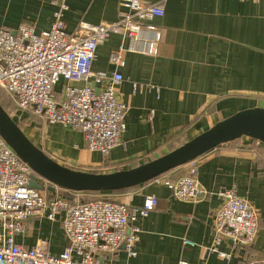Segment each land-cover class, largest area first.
<instances>
[{"label": "crops", "instance_id": "0c3cea01", "mask_svg": "<svg viewBox=\"0 0 264 264\" xmlns=\"http://www.w3.org/2000/svg\"><path fill=\"white\" fill-rule=\"evenodd\" d=\"M144 1L165 9L164 16L153 22L162 31V41L156 57L127 53L125 66L118 69L124 78L119 97L128 108L126 131L121 145L108 157L91 152L81 132L16 113L25 120L23 132L28 139L59 165L96 174L130 170L165 156L241 111L264 109V0ZM54 3L0 0V30L16 32L26 26L37 34L48 31L54 22ZM66 3L68 34L82 22L112 24L120 12L119 0ZM129 44L123 36L111 35L98 47L93 71H115L111 54ZM64 84L62 80L56 88L58 94ZM197 165L198 180L208 194L195 204L175 199L165 184L186 176L185 165L160 177L161 184L154 180L121 192L81 195L134 207H141L147 196L157 198L155 211L134 224L141 230L137 256L130 257L120 246L111 264H243L264 259V145L242 138L205 154ZM223 189H235L258 211L260 230L252 246H236L227 237L215 244L213 216L220 205L216 193ZM46 194L69 196L53 185ZM185 239L195 246H186ZM16 242L27 249L45 242L52 255H60L68 246L62 217L56 221L30 218ZM215 248L231 258H221Z\"/></svg>", "mask_w": 264, "mask_h": 264}, {"label": "built area", "instance_id": "2783aa9c", "mask_svg": "<svg viewBox=\"0 0 264 264\" xmlns=\"http://www.w3.org/2000/svg\"><path fill=\"white\" fill-rule=\"evenodd\" d=\"M54 4V22L48 31L37 34L26 26L16 32L0 30V89L22 113L83 133L91 152L108 157L121 145L126 131L128 108L119 97L124 78L118 69L125 66L127 53L158 55L162 31L153 22L164 16L165 9L144 0H119L116 22H82L68 34L64 22L66 0H55ZM111 35L128 39L129 47L111 54L115 71L95 72L97 49ZM62 80L67 84L58 94L56 88ZM73 82L83 86L69 84ZM198 159L185 165L186 176L165 183L175 199L195 204L208 194L198 180ZM32 176V169L0 136V264H111L110 258L120 246L130 257L137 256L141 230L134 224L155 211V196H147L141 207L103 199L85 203L83 194L69 191V196L50 198L46 191L51 184L40 180L44 190H35L30 186ZM155 182L162 183L160 178ZM216 196L220 205L213 216L215 244L227 237L236 246H252L260 230L256 208L235 189H223ZM33 217L50 221L62 217L68 239L63 253L52 255L45 242L30 249L16 242V235L24 232L27 220ZM184 244L195 246L187 239ZM214 250L223 259L231 258ZM243 264H264V259L252 258Z\"/></svg>", "mask_w": 264, "mask_h": 264}, {"label": "water", "instance_id": "95a60500", "mask_svg": "<svg viewBox=\"0 0 264 264\" xmlns=\"http://www.w3.org/2000/svg\"><path fill=\"white\" fill-rule=\"evenodd\" d=\"M0 136L18 158L32 169L30 186L35 190H44L40 184L42 179L54 187L75 193L121 192L154 181L222 145L242 138L264 145V109L241 111L161 158L110 174L74 171L59 165L28 139L1 105Z\"/></svg>", "mask_w": 264, "mask_h": 264}, {"label": "trees", "instance_id": "16d2710c", "mask_svg": "<svg viewBox=\"0 0 264 264\" xmlns=\"http://www.w3.org/2000/svg\"><path fill=\"white\" fill-rule=\"evenodd\" d=\"M0 105L4 108V110L12 117L14 114L18 112V107L15 102L3 91L0 89ZM27 120V119H26ZM16 124L20 127L23 131V125H25V120L22 123H18L14 120ZM255 141V140H253ZM256 142V141H255ZM109 193H116V192H108V193H81L83 195H102V194H109ZM102 198L93 197V198H84L83 202L89 203L91 201L101 200ZM103 200H108L103 198ZM111 201V200H110ZM115 202V201H113Z\"/></svg>", "mask_w": 264, "mask_h": 264}, {"label": "rangeland", "instance_id": "374dc122", "mask_svg": "<svg viewBox=\"0 0 264 264\" xmlns=\"http://www.w3.org/2000/svg\"><path fill=\"white\" fill-rule=\"evenodd\" d=\"M18 116H19V114H18V115L14 114V115L12 116V119L15 120V121L18 122V123H19V121L22 122V121H21L22 118H20V117H18ZM23 127H25V126L23 125ZM83 199H84V197L82 198V200H83Z\"/></svg>", "mask_w": 264, "mask_h": 264}]
</instances>
